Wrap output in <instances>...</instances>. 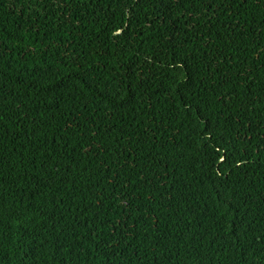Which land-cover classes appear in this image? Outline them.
<instances>
[{
  "label": "trees",
  "instance_id": "1",
  "mask_svg": "<svg viewBox=\"0 0 264 264\" xmlns=\"http://www.w3.org/2000/svg\"><path fill=\"white\" fill-rule=\"evenodd\" d=\"M0 264H264V0H0Z\"/></svg>",
  "mask_w": 264,
  "mask_h": 264
}]
</instances>
